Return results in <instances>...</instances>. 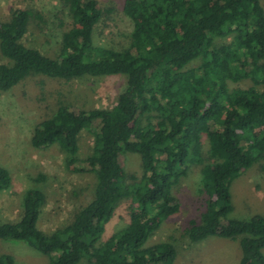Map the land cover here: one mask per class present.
Segmentation results:
<instances>
[{
	"label": "trees",
	"instance_id": "16d2710c",
	"mask_svg": "<svg viewBox=\"0 0 264 264\" xmlns=\"http://www.w3.org/2000/svg\"><path fill=\"white\" fill-rule=\"evenodd\" d=\"M74 27L62 34L56 57L24 40L43 14L17 9L0 19V93L34 76L66 82L124 76L126 89L111 109L80 111L65 103L34 130L32 146H57L80 173L95 176L94 197L70 225L45 233L42 190L24 196L22 216L0 223V240L18 241L49 264H174L175 246H148L163 223L179 214L174 190L200 167L203 209L188 221L192 243L241 239V264H264V216L232 220L231 186L264 160V8L261 0H126L132 25L121 50L95 43L106 12L97 0H61ZM62 26V24H61ZM243 83L249 85L242 86ZM94 136L79 158V137ZM208 143V153L205 144ZM140 156L143 174L127 175L122 158ZM13 178L0 166V191ZM129 203V224L99 244L116 209ZM0 264H16L0 254Z\"/></svg>",
	"mask_w": 264,
	"mask_h": 264
},
{
	"label": "rangeland",
	"instance_id": "374dc122",
	"mask_svg": "<svg viewBox=\"0 0 264 264\" xmlns=\"http://www.w3.org/2000/svg\"><path fill=\"white\" fill-rule=\"evenodd\" d=\"M106 12L95 27L98 45L121 50L129 46L132 25L123 13L126 0H97ZM264 8V0H261ZM30 9L43 14L46 24L33 23L24 43L49 57L58 55L62 34L74 27L61 0H0V19L8 21L13 11ZM62 24V26H61ZM6 60L0 53V64ZM124 76L84 78L66 82L44 76L26 79L12 90L0 93V166L8 169L13 182L10 190L0 191V223H15L22 216L25 193L36 188L46 195V204L39 219V228L52 233L70 225L78 212L94 197L95 176L80 173L68 163V156L57 146L38 150L32 146L35 127L48 118L58 104L65 103L80 111L113 108L126 89ZM249 84L243 83L242 86ZM94 136L84 131L79 137V158L92 153ZM205 152L209 145L206 143ZM125 173L140 177L143 168L140 156L125 154ZM200 167H192L187 178L174 190L181 209L165 221L152 236L148 246L169 242L177 250L174 264H241L240 241L217 237L192 243L185 233L189 220L198 218L203 209ZM232 220H248L264 216V160L247 169L231 186ZM129 203L123 202L113 219L105 226L99 244L129 224ZM0 254H10L16 264H49V259L18 241L0 240ZM82 264H90L83 261Z\"/></svg>",
	"mask_w": 264,
	"mask_h": 264
}]
</instances>
